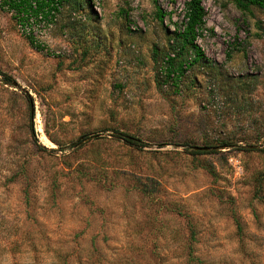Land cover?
Here are the masks:
<instances>
[{
	"label": "rangeland",
	"instance_id": "obj_1",
	"mask_svg": "<svg viewBox=\"0 0 264 264\" xmlns=\"http://www.w3.org/2000/svg\"><path fill=\"white\" fill-rule=\"evenodd\" d=\"M186 1L65 5L41 50L0 8V264H264V9L200 0L173 89Z\"/></svg>",
	"mask_w": 264,
	"mask_h": 264
},
{
	"label": "trees",
	"instance_id": "obj_2",
	"mask_svg": "<svg viewBox=\"0 0 264 264\" xmlns=\"http://www.w3.org/2000/svg\"><path fill=\"white\" fill-rule=\"evenodd\" d=\"M155 4V0H152ZM236 9L241 12L247 11L249 7L264 9V0H230ZM67 9L77 10L83 7V0H0V8H4L10 13L15 25L20 26L22 34L28 44L35 50H41L42 45L34 38L31 33V25L39 23H51L55 15L59 14L64 6ZM155 18L161 22L165 13L155 5ZM205 11L200 0H187L183 4V21L177 26L168 38V49L161 59L162 66L159 72L163 76L162 82L166 81L173 89H178L180 78L185 71L191 67L205 61L202 51L195 44L201 37L204 29ZM27 27V30L25 28ZM156 56L157 53L154 52ZM4 84L12 86L11 79L3 76ZM13 87V86H12ZM116 136L122 137L126 143H138L137 140L114 132ZM134 144V143H133ZM225 147L229 145L224 143ZM210 147V146H207ZM40 149L45 150L42 146ZM203 152L192 151L191 154H201Z\"/></svg>",
	"mask_w": 264,
	"mask_h": 264
},
{
	"label": "water",
	"instance_id": "obj_3",
	"mask_svg": "<svg viewBox=\"0 0 264 264\" xmlns=\"http://www.w3.org/2000/svg\"><path fill=\"white\" fill-rule=\"evenodd\" d=\"M12 86L16 87V84L12 83ZM30 112H31V110H30ZM190 149L192 151H195V152H206V151H209V150H213L215 148L214 147H207V146H193V147H190Z\"/></svg>",
	"mask_w": 264,
	"mask_h": 264
},
{
	"label": "bare ground",
	"instance_id": "obj_4",
	"mask_svg": "<svg viewBox=\"0 0 264 264\" xmlns=\"http://www.w3.org/2000/svg\"><path fill=\"white\" fill-rule=\"evenodd\" d=\"M41 131V130H40ZM42 137H43V135H42ZM44 138V137H43ZM42 140V139H41Z\"/></svg>",
	"mask_w": 264,
	"mask_h": 264
}]
</instances>
